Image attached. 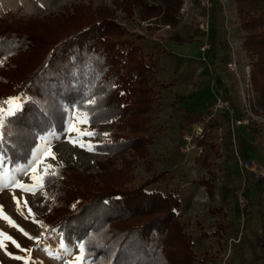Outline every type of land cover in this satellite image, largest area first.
Wrapping results in <instances>:
<instances>
[{"label":"rangeland","instance_id":"1","mask_svg":"<svg viewBox=\"0 0 264 264\" xmlns=\"http://www.w3.org/2000/svg\"><path fill=\"white\" fill-rule=\"evenodd\" d=\"M129 1L0 0V25L46 19L47 34L54 19L74 7L88 6L91 13L107 9L118 26L115 37L133 40L152 63L147 79L154 97L142 119L144 129L134 131L145 137L140 150L128 147L112 154L97 149V143L112 139L110 132L118 139L133 132L119 117L95 125L80 122L86 113L68 104L64 127L49 128L27 161L8 165L4 182L9 187L0 190L3 215L39 243L0 219V230L21 248L31 249L25 253L5 241L0 264H23L12 256L26 257L29 264H77L81 242L67 243L57 227L44 231L55 200L50 192L54 184L44 185V177L46 170L55 172L58 167H64L68 177L96 175L95 185L105 179L126 188L155 178L146 189L173 191L180 199L176 214L191 235L196 264H264V177L258 178L241 162L246 158L264 167V107L252 83L258 53L243 46L236 1L180 0L176 9L172 6L169 21L164 19V5L158 15L143 18L141 1ZM225 88L229 98L223 97ZM8 98H17L19 108L26 94ZM3 107L7 116L8 106ZM234 110L236 119L247 118L249 124L236 123L230 117ZM70 124L76 131H68ZM33 149L40 156L35 174L43 178L35 194L11 186L14 180L34 185V173L14 170L28 164ZM67 182L69 187L76 184L69 178ZM79 187L83 190L82 184ZM82 264L92 263L83 259Z\"/></svg>","mask_w":264,"mask_h":264},{"label":"trees","instance_id":"2","mask_svg":"<svg viewBox=\"0 0 264 264\" xmlns=\"http://www.w3.org/2000/svg\"><path fill=\"white\" fill-rule=\"evenodd\" d=\"M138 1L143 18L158 15L164 5L166 21L180 2ZM235 1L243 46L258 53L252 83L264 107V0ZM80 7L56 17L48 34L46 19L0 25V101L26 94L0 127V155L9 166L27 161L49 128L64 127L68 104L83 110L90 125L119 117L133 132L124 139L110 132L112 139L97 143V149L114 154L144 144V135L134 131L144 129L142 119L154 99L147 79L152 63L133 40L115 37L118 26L107 9L91 13L88 6ZM222 93L229 98L226 88ZM236 116L235 110L230 113L234 121ZM63 168L44 177V185L53 182L55 195L44 231L57 227L67 243H83L84 259L92 264H196L191 235L176 214L180 199L175 192L146 189L155 178L126 188L105 179L95 185L96 175L68 177ZM68 178L75 187H69Z\"/></svg>","mask_w":264,"mask_h":264},{"label":"snow or ice","instance_id":"3","mask_svg":"<svg viewBox=\"0 0 264 264\" xmlns=\"http://www.w3.org/2000/svg\"><path fill=\"white\" fill-rule=\"evenodd\" d=\"M2 63H3V60H0V64H2ZM94 102H95L94 100L88 101V103H94ZM4 105L8 106V114H11L12 112H14L18 108L17 98H8L7 100L0 101V127H2L4 124V116H5V111H4V107H3ZM86 121H87V115H81L80 122H86ZM68 131H76V129L73 125L70 124ZM84 134L90 135V133H84ZM0 139H2V137H0ZM69 142L72 143L74 146L76 145L75 140H69ZM31 155H32V159L29 160V162L26 166L16 167L14 170L18 171V172H24L25 174L27 171H31L32 173H34L30 177V179L34 182V185L32 187H29L25 184L20 183L19 181L14 180L11 182V186L18 187L22 191H30V192H32V194H35L36 191L38 190V188L42 187L41 181L43 178L39 177L35 174L37 171L36 165L38 164V162L40 160V156L38 155L37 150L33 149ZM9 170L10 169L8 167V161L3 157V155H0V190H3L5 188L9 187V185L4 182V177L6 176V174L8 173ZM46 174L47 175H55V172L46 170ZM13 200H14V202L17 203V210L19 211V201L16 199L15 196H13ZM29 213H30V209H29ZM0 219H5L8 222L10 227L17 228V230L20 231L22 234H24L28 239H32L36 243H39V238H33L31 236H28V234L25 233L23 229L19 228V226L16 225L10 218L4 216L3 212H2V206H0ZM5 241L10 242L13 246H15L17 249H19L22 252L27 253V252L31 251V249L21 248V246L11 236H8L2 230H0V248L5 247ZM77 247L80 250V255L75 258V261L77 262V264H82V261L84 259L85 245L83 243H78ZM9 255H11V254H9ZM12 258L16 259V260H22L23 264H29V261L26 257L12 256Z\"/></svg>","mask_w":264,"mask_h":264},{"label":"built area","instance_id":"4","mask_svg":"<svg viewBox=\"0 0 264 264\" xmlns=\"http://www.w3.org/2000/svg\"><path fill=\"white\" fill-rule=\"evenodd\" d=\"M225 105H227V103H225ZM235 121H236V123H239V124L240 123H248V119L247 118H245V119H236ZM241 162H242V165L245 168L253 171L257 175L258 178L264 177V167L258 165L256 162H254L252 160H248L246 158H244Z\"/></svg>","mask_w":264,"mask_h":264},{"label":"bare ground","instance_id":"5","mask_svg":"<svg viewBox=\"0 0 264 264\" xmlns=\"http://www.w3.org/2000/svg\"><path fill=\"white\" fill-rule=\"evenodd\" d=\"M2 4V3H1ZM8 4V3H7ZM3 5V4H2Z\"/></svg>","mask_w":264,"mask_h":264}]
</instances>
